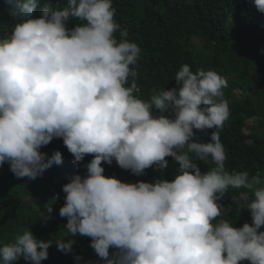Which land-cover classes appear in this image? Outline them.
<instances>
[{
    "label": "clouds",
    "instance_id": "1",
    "mask_svg": "<svg viewBox=\"0 0 264 264\" xmlns=\"http://www.w3.org/2000/svg\"><path fill=\"white\" fill-rule=\"evenodd\" d=\"M8 2L18 22L0 38V166L36 179L62 162L59 151H41L53 138L63 139L74 162L93 156L86 175L72 174L62 186L59 215L70 238L56 239L58 249L71 251L79 235L90 238L97 264H264V179L225 169L219 129L230 115L227 79L184 64L177 87L142 100L133 67L141 49L114 19L113 0H67L63 8L46 0L39 17L40 0ZM254 2L264 13V0ZM71 18L80 23L69 28ZM194 129L214 131L198 142ZM169 156L179 162L172 180L125 182L102 166L115 159L140 175L149 167L163 171ZM193 156L211 157L215 166L202 173ZM240 188L252 195L234 202L250 210L252 223L216 222L219 201ZM52 243L25 229L0 246V264L20 257L41 264Z\"/></svg>",
    "mask_w": 264,
    "mask_h": 264
},
{
    "label": "trees",
    "instance_id": "2",
    "mask_svg": "<svg viewBox=\"0 0 264 264\" xmlns=\"http://www.w3.org/2000/svg\"><path fill=\"white\" fill-rule=\"evenodd\" d=\"M45 2L40 0L37 4L34 17L41 15ZM50 2L56 8L67 4V0ZM113 7L114 19L121 29L128 31L127 39L141 49L133 66L139 89L135 95L148 101L154 91L177 87L175 75L184 64L193 72L216 71L228 82L223 98L228 102L230 115L219 129L226 152L225 169L248 171L250 176L259 173L264 179V133L247 125L250 119H257L258 124L264 120V13L257 9L254 0H113ZM17 22L8 0H0V38L9 35ZM77 23H80L77 18H71L67 26L72 28ZM116 36L119 39V31ZM194 39H199L202 46L193 42ZM131 80L129 77V85ZM236 90L240 91L239 99L234 97ZM158 112L154 109V113ZM165 114L173 116L170 110ZM193 131L196 133L193 140L209 142L214 129ZM41 151L48 156L59 151L62 162L53 164L34 180L16 177L7 162L0 166V246L11 243L30 228L38 239L53 241L47 259L41 264H97L99 258L90 247L89 237H71L75 242L69 252L59 250L55 243L65 235L67 223V218L59 215L65 202L62 186L72 174L86 175V166L93 156L86 155L82 161L74 162L62 138H53ZM166 159L168 166L163 171L149 167L140 175L121 168L115 159L111 164L102 162V166L104 175L116 176L125 182L172 180L179 162L171 156ZM192 162L202 173L215 166L211 157L202 161L193 156ZM244 194L252 195L247 189H229L219 201L223 207L216 222L225 219L235 227H242L245 222L251 224L250 210L234 202ZM260 231H264V226ZM12 264L31 262L20 257Z\"/></svg>",
    "mask_w": 264,
    "mask_h": 264
},
{
    "label": "rangeland",
    "instance_id": "3",
    "mask_svg": "<svg viewBox=\"0 0 264 264\" xmlns=\"http://www.w3.org/2000/svg\"><path fill=\"white\" fill-rule=\"evenodd\" d=\"M7 35V34H6ZM5 35V36H6ZM193 42L197 43V44H200L202 46V42L199 40V39H194ZM239 96H240V91L239 90H236L234 92V97H236L237 99H239ZM263 122V123H262ZM262 122L260 124H258V120L257 119H250L247 121V125L250 129H256V131L258 132H263L264 133V127L262 126V124L264 125V120H262ZM250 142H252V140H250ZM59 227H57L58 229Z\"/></svg>",
    "mask_w": 264,
    "mask_h": 264
}]
</instances>
